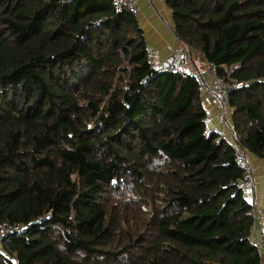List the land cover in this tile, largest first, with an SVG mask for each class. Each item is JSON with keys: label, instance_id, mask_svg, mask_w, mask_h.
<instances>
[{"label": "trees", "instance_id": "obj_1", "mask_svg": "<svg viewBox=\"0 0 264 264\" xmlns=\"http://www.w3.org/2000/svg\"><path fill=\"white\" fill-rule=\"evenodd\" d=\"M264 161V0H166ZM202 84L148 58L111 0H0V264H261Z\"/></svg>", "mask_w": 264, "mask_h": 264}, {"label": "crops", "instance_id": "obj_2", "mask_svg": "<svg viewBox=\"0 0 264 264\" xmlns=\"http://www.w3.org/2000/svg\"><path fill=\"white\" fill-rule=\"evenodd\" d=\"M139 10L135 18L141 30L144 33L145 40L148 47V58L150 62L161 67V64L170 59L175 58L179 60L181 65L193 66L196 73L202 77V92L201 101L205 111L208 114L207 127L210 132L219 133L232 146L234 144L233 134L231 131V114L229 107L226 108L227 117L222 120L218 107L214 104L210 97V77L206 69L203 58L196 53L188 50L183 46L172 32L171 14L166 5V0H139ZM189 57V59H188ZM188 70V69H186ZM203 70V71H202ZM190 73V71H188ZM247 159L251 166L253 173L255 168H260L264 173V161L258 159L254 155L247 153ZM254 201L257 206L264 207V201L260 202L256 199V191L253 186ZM256 226L252 229L250 240L255 243ZM261 264H264V246L259 249Z\"/></svg>", "mask_w": 264, "mask_h": 264}, {"label": "built area", "instance_id": "obj_3", "mask_svg": "<svg viewBox=\"0 0 264 264\" xmlns=\"http://www.w3.org/2000/svg\"><path fill=\"white\" fill-rule=\"evenodd\" d=\"M139 0H111L117 12H121L127 9L131 14L136 16L139 10ZM183 65L179 60L170 58L161 64V69L164 72L175 74ZM190 73H192L199 82L202 77L196 75L197 73L192 71L189 66H185ZM210 77V97L214 104L220 109H226L228 107L229 95L232 91L236 90L241 84H228L225 85L220 78L212 71L207 73ZM226 119V116H223ZM234 160L241 171V178L236 183V188L241 194L243 199L251 206V212L254 219V226H256V239L255 246L261 249L264 246V207H259L254 201L253 186L254 175L252 169L246 159V152L236 143L232 145ZM22 226L20 224H13L8 221L0 222V241L12 234L21 232Z\"/></svg>", "mask_w": 264, "mask_h": 264}, {"label": "rangeland", "instance_id": "obj_4", "mask_svg": "<svg viewBox=\"0 0 264 264\" xmlns=\"http://www.w3.org/2000/svg\"><path fill=\"white\" fill-rule=\"evenodd\" d=\"M188 59H189V57H188ZM179 68H180L179 70L184 69V67L182 68L181 66ZM189 68L192 71L196 72L193 66H189ZM204 71L207 73L210 72V70H208L207 67ZM196 75H199V74H196ZM225 110H226L225 108L224 109L218 108V111L220 113V117L222 118V120H225V119H223V116L227 117V113ZM246 159H247V156H246ZM247 161H248V159H247ZM248 163H249V161H248ZM252 172H253V170H252ZM253 175H254V179H255L254 180V191H256V199H257V201L263 202L264 201V173L258 167V168H255V172L253 173ZM0 248H1V246H0Z\"/></svg>", "mask_w": 264, "mask_h": 264}]
</instances>
